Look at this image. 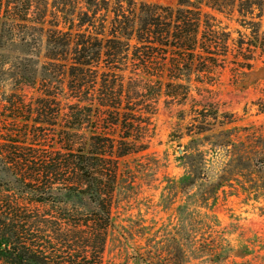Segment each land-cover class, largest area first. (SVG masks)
I'll return each instance as SVG.
<instances>
[{
	"label": "trees",
	"instance_id": "obj_1",
	"mask_svg": "<svg viewBox=\"0 0 264 264\" xmlns=\"http://www.w3.org/2000/svg\"><path fill=\"white\" fill-rule=\"evenodd\" d=\"M36 1L0 0V26L8 21L10 27H40L44 57L62 86L54 91L49 78L27 103L16 93L6 100L11 114L0 118V264H105L115 190L130 171L123 161L148 149L160 95L186 102L192 83L222 67L232 51L241 68L264 58L260 20L250 21V33L237 31L234 39L203 7L245 17L263 0H178L176 7L133 0H101V7L98 0H72V13L50 10L49 20L43 12L36 18ZM52 103L60 108L51 116L59 149L49 153L33 148L29 138L39 135L38 125H50L44 113ZM23 109L26 116L19 114ZM34 110L37 118L31 120ZM194 112L184 134L191 139L177 156L184 172L169 181L199 190L188 193L187 202L194 205L197 198L201 232L210 233L219 223L211 209L220 190L264 198V136L245 127L234 133L240 129L234 120H219L222 113L211 107ZM205 235L190 234L189 249L206 250L200 259L220 264L229 246ZM241 249L232 256L252 251ZM192 259L198 254L188 250L185 262L176 264H193Z\"/></svg>",
	"mask_w": 264,
	"mask_h": 264
},
{
	"label": "rangeland",
	"instance_id": "obj_2",
	"mask_svg": "<svg viewBox=\"0 0 264 264\" xmlns=\"http://www.w3.org/2000/svg\"><path fill=\"white\" fill-rule=\"evenodd\" d=\"M133 1L171 7H176L178 2ZM36 2V18L43 12L49 20L50 10L58 14L63 11L67 16L74 9L72 0ZM98 2L102 7V1ZM259 3L261 0H258ZM262 3L245 17L236 11L229 14L217 13L206 7H203V12L213 15L215 23L236 39L237 31L250 33V21L260 20L261 31H264V0ZM8 24V21H4L0 26V118L11 114L5 106L10 94L16 93L27 103L30 98H35L45 90L46 79H54L56 75L53 69L55 67L44 57L46 44L43 30L30 24L22 23L13 27ZM234 55L235 51H232L222 67L196 79L191 85V97L186 102H172L160 95L155 113L150 118L148 149L123 161L129 165L130 171L127 175L125 173L126 177L115 190L111 210L113 226L108 231L104 250L105 264L182 263L185 262L188 250L192 256L198 254L197 260H191L193 264H211L208 258L200 259L207 254L206 250L197 252L189 249L190 245L186 240L190 234L197 238L201 233L208 234L205 235L207 241L210 238H220L229 246V257L220 264H264V198L248 200L244 194H237L229 188L225 192L220 190L211 209L219 221L218 226L210 233H204L201 232L203 222L202 215L198 212L197 198L194 205L188 204L186 198L188 193L199 194V190L173 187L175 183L169 181V178H177L184 172L177 156L182 154L183 147L191 139L184 134L188 133L195 108L199 110L205 106L208 110L211 107L227 115L223 117L218 114V119L234 120L233 126L240 128L234 133H242L245 127L264 136V58H258L250 68H241ZM59 81L60 77L54 79V91L62 86ZM59 110L55 103L45 109L44 114L52 120L50 125L37 124L40 126L39 135L29 138L30 142L35 143L33 148L36 150L50 153L59 149L58 126L54 125L56 123L51 117ZM19 112L21 116L27 115L25 109ZM44 114L39 118L44 117ZM35 115L36 110L33 111L31 120ZM211 122L216 124L213 120ZM21 136L18 134L16 139ZM261 152L258 150L256 155L261 156ZM241 247L252 251L245 257H233L231 252L242 251ZM178 255L181 257L177 260Z\"/></svg>",
	"mask_w": 264,
	"mask_h": 264
}]
</instances>
